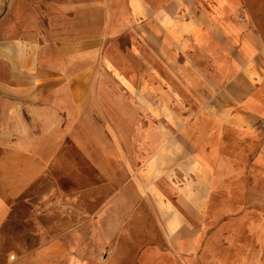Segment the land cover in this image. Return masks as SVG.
I'll return each instance as SVG.
<instances>
[{"label":"rangeland","instance_id":"1","mask_svg":"<svg viewBox=\"0 0 264 264\" xmlns=\"http://www.w3.org/2000/svg\"><path fill=\"white\" fill-rule=\"evenodd\" d=\"M95 2L70 0L72 27L81 21L77 9ZM107 4L119 14L109 21L114 30L101 36L89 31L98 23L99 12L92 11L93 24L82 36L72 33L67 37L72 45L64 47L70 55L67 70L79 74L71 90L77 96L83 90L104 94L101 108L86 109V123L95 126L61 130L62 145L48 173L11 204L0 227V252L28 264H264V162L255 160L264 135L240 137L221 129L218 122L233 118L236 108L219 91L226 79L217 81L219 90L211 86L217 72L210 60L217 53L226 64L236 59L244 68L240 55L255 53L243 50L244 44L256 36L264 44V0L151 1L127 10L122 2ZM256 61L250 67L254 72L257 67L264 84V64ZM255 118L247 112V129H264ZM166 139L211 173L184 162L178 148V188L201 213L196 220L178 203V238L175 227L163 223L172 211L157 207L162 204L158 172L141 171ZM116 143L122 155L115 164L110 151ZM99 146L100 166L94 155ZM173 159L168 155V166ZM110 168L121 175L118 188L131 182L138 197L128 224L113 228L93 224L106 198L90 192L105 187L110 179L98 170ZM149 187L151 201L149 191L143 193ZM79 233L82 241L73 238ZM33 250L45 253L22 258Z\"/></svg>","mask_w":264,"mask_h":264},{"label":"crops","instance_id":"2","mask_svg":"<svg viewBox=\"0 0 264 264\" xmlns=\"http://www.w3.org/2000/svg\"><path fill=\"white\" fill-rule=\"evenodd\" d=\"M151 1L165 0H96L94 5L84 4L77 9L78 19L81 21L73 23L72 27L71 21H68L72 11L70 0H0V227L12 210L11 204L48 173L50 164L55 161V155L60 144L62 145L61 130H85L95 126L93 123H86V109L88 105L101 108L104 94L98 96L97 90H91L89 93L83 90L77 96L75 91L71 90L72 80L79 74L72 76L66 68L70 65V55L64 47L72 45L71 38L67 37L72 33L82 36L81 33L87 31V26L93 24V18L90 17L92 11L99 12L96 16L98 23L97 26L95 23L93 27H89V31L93 34L99 33L97 35L100 36L113 31L109 21L112 16L119 17V14L115 13L112 7H107V3L122 2L127 10L134 7L133 4L147 6L146 3ZM244 12L249 14L247 9H244ZM251 31V34L255 33ZM244 46L243 50L255 52L240 55L244 59V68L238 65L239 61L236 59L226 64L216 57L217 53L210 57L217 72L211 80V86L215 90L223 87L219 91L226 93L235 103V116L232 118V115H229L225 121L218 122L221 129H229L240 137L254 134V138H260L264 135V129L253 125L247 129L245 119L248 112L260 120L264 128V92L261 91L264 86L261 84L263 77L260 74V77H256L259 73L256 66L255 72L250 67L251 61L256 59L260 66L264 64V44L256 36L249 39ZM218 47L225 48L221 44ZM53 51L56 53V59ZM246 55H251L253 60ZM229 71L232 74L227 78ZM193 75L200 80L198 72ZM220 75L222 77L217 79ZM221 80H225L226 84L219 88L217 81ZM98 97H101L100 102ZM73 114H77L78 119ZM261 141V150L256 154L255 160L264 162V138ZM83 145L86 146V143ZM116 147L110 151L116 155L112 160L115 164L120 161L122 155L117 143ZM178 148L184 151L180 144L166 139L156 152L147 158L141 170L144 174L158 172L155 178L159 179L161 189L157 188L156 191L159 197H162V204L157 207L159 209V206L163 205L164 211H172V216L163 218V223L166 228L171 225L175 227L176 238L178 203L182 208H188L196 220L201 217L200 207L189 201L178 188ZM103 151L101 147L94 151L98 166L102 162ZM183 151L180 157L184 162L190 163L194 169L201 167L204 172L211 174L206 167L200 166V159L196 160L184 151L187 157H190L187 158ZM168 155L174 158L172 166L167 165ZM179 166L184 168L185 165ZM98 173L101 178L110 180L105 187L90 191L94 192L96 197L106 198L101 200L105 204L96 208L93 224L96 226L105 223L112 228L128 224L135 209L134 203L138 199L132 183L123 184L118 188L121 175L113 168L100 169ZM144 182L146 184V181ZM154 182L153 188L156 187ZM207 184H210L209 181ZM150 191L152 189L149 187L143 192L144 196L148 193L146 196L149 200L150 196L152 197ZM82 237L81 234H73L75 240L82 241ZM43 253V250H33L25 253L22 258H38L42 257ZM0 264L28 263L17 259L16 254L0 252Z\"/></svg>","mask_w":264,"mask_h":264}]
</instances>
